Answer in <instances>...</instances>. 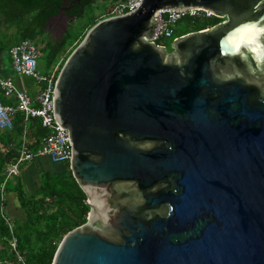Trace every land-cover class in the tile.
I'll return each instance as SVG.
<instances>
[{
	"label": "water",
	"instance_id": "1",
	"mask_svg": "<svg viewBox=\"0 0 264 264\" xmlns=\"http://www.w3.org/2000/svg\"><path fill=\"white\" fill-rule=\"evenodd\" d=\"M190 9L224 21L170 52L151 41L160 12ZM53 107L89 212L51 264H264V0H142L99 21Z\"/></svg>",
	"mask_w": 264,
	"mask_h": 264
},
{
	"label": "trees",
	"instance_id": "2",
	"mask_svg": "<svg viewBox=\"0 0 264 264\" xmlns=\"http://www.w3.org/2000/svg\"><path fill=\"white\" fill-rule=\"evenodd\" d=\"M93 1H87L84 8L92 4ZM107 1L110 2V7L105 13H102L100 18L91 17L89 24L81 25L71 35L66 34L59 43H46L48 69L60 60L63 64L67 56L82 41L86 32L99 21L111 17L114 4L121 0ZM46 7L47 3L44 0H0V12L6 20L18 17L25 21L24 26L18 22L21 31L16 43L26 39L35 41L37 37L40 38L44 35V25L50 16V14L44 16L42 13ZM32 13L35 15L31 16ZM83 13L84 11L80 10L77 17L81 18ZM223 21L215 16L184 18L175 25L173 37L179 38L203 31ZM183 22L187 27L177 28ZM164 42L161 43L164 44ZM10 47L6 48L0 42V52L7 51L8 53ZM69 47L71 49L62 58L61 56ZM1 99L4 104H16L14 100H8L3 96ZM13 123L11 131L0 132V187L5 178V167L16 159L23 131H26L28 142L33 150L39 146L40 140L48 133L41 126L39 119L32 118L25 122L23 115L19 112L15 114ZM14 178H17L16 184L9 191L15 192L24 218L11 221L14 226L11 234L1 213L2 194L0 193V264H51L63 237L86 222L89 208L83 201L85 195L71 177L70 172L69 184L64 182L67 181V178L56 180L53 175L44 172L40 177L39 189L32 195L25 194L19 177L14 176ZM8 184L9 181L6 182L4 193H6ZM50 209L51 211L48 212ZM3 213L7 215L5 211ZM12 236L17 241L15 251L10 247ZM17 254L21 257L22 262L19 261Z\"/></svg>",
	"mask_w": 264,
	"mask_h": 264
},
{
	"label": "built area",
	"instance_id": "3",
	"mask_svg": "<svg viewBox=\"0 0 264 264\" xmlns=\"http://www.w3.org/2000/svg\"><path fill=\"white\" fill-rule=\"evenodd\" d=\"M142 0H121L114 4L111 17L123 16L136 10ZM203 13L202 17H211L212 13L204 10H166L159 13L157 25H155L151 41L165 48L161 42L167 40H175L173 37L175 25L188 17H198ZM159 43V44H158ZM13 72L21 77L33 80L36 84L42 85L33 96H30L27 90L18 87L11 79L0 77V132L11 131L14 123L13 119L17 112L23 115L26 122L29 119H39L41 126L48 133L43 137L36 149L30 147L27 139L26 131H23L19 146L17 149L16 159L13 163L7 164L4 169V181L0 187L1 196V213L4 216L6 225L13 233L14 226L8 219L5 211V185L12 177L17 176L19 168L27 163H31L36 158L46 157L54 164H68L72 156V148L68 132L61 128L54 116L53 107V91L57 75L60 71L62 61L53 64L46 75L38 73L39 49L35 41L26 39L21 40L8 50ZM8 100H14L15 105L4 104L1 97ZM17 241L12 236L10 247L15 251ZM20 262L21 257L17 254Z\"/></svg>",
	"mask_w": 264,
	"mask_h": 264
},
{
	"label": "crops",
	"instance_id": "4",
	"mask_svg": "<svg viewBox=\"0 0 264 264\" xmlns=\"http://www.w3.org/2000/svg\"><path fill=\"white\" fill-rule=\"evenodd\" d=\"M0 23H7V20L5 16L0 12ZM0 25V29L2 30L0 32H5L2 36H0V42L3 46L10 47L13 46L14 43H16L17 39H14V34H20V28L17 27H10L8 25ZM1 37L4 38V40L1 39ZM0 76L11 79L18 87L24 88L28 91L30 96H33L34 90L32 88V85H30L29 82L24 81V79L21 76L16 75L11 67V62L9 55L7 51L0 52ZM45 165H56L52 163L48 158L46 157H39L36 158L31 163L24 164V167L21 169L20 172H18V175L15 177H19L23 186V190L26 189L27 192H29V195L34 194L39 189V181L41 175L44 173V166ZM57 169V166L54 168V170ZM57 172H53L55 174ZM8 194V193H7ZM6 211L8 215L16 214L18 211L22 210L20 207V204L18 202L17 196L15 192H10L6 196ZM23 211V210H22ZM15 219H19L17 216ZM14 219V220H15Z\"/></svg>",
	"mask_w": 264,
	"mask_h": 264
},
{
	"label": "rangeland",
	"instance_id": "5",
	"mask_svg": "<svg viewBox=\"0 0 264 264\" xmlns=\"http://www.w3.org/2000/svg\"><path fill=\"white\" fill-rule=\"evenodd\" d=\"M110 7V2L107 1V0H94L92 4L86 6L84 8V13H83V16L81 18H78L76 19L72 24H71V27L69 29V32H68V35L70 34H73L74 32H76V30L78 28H80L81 25H86V24H89L90 23V18L91 17H97L100 18V16L102 15V13H105ZM27 19V18H26ZM18 22L22 23L23 26L25 25V21L23 20H20L18 19V17H15L14 19L11 18L10 20H7V23H0V25H8L10 27H17L19 28L18 26ZM184 27H187L186 26V23L183 22L181 25H178L177 28H184ZM2 30V28L0 29V31ZM3 34H5V32H0V36H2ZM19 34H14V39H19ZM2 40H4L3 37H1ZM42 38H36L35 39V43H36V46L38 47L39 49V59H38V73L40 75H46L47 72H48V62H47V51H45V46L44 44H42L41 42ZM171 43L172 41L171 40H167L164 42V46H165V49L167 51H171ZM69 49H71L70 47L64 52V54L61 56L62 58L64 56H66L67 52L69 51ZM50 68V67H49ZM1 78H4L2 76H0ZM24 78V77H23ZM24 81H27L30 83V85H32V88L34 90V94L39 90L41 89L42 85H38L36 84L33 80L31 79H24ZM33 94V95H34ZM58 166L59 168L57 170H60L61 172L58 174L57 170H54V168ZM24 167V165H22L20 168H19V172L21 171V169ZM44 172H48L50 173L51 175H53L54 178H56V180H62V178H67V181H64L65 183L69 184V168L67 167V164H56V165H45L44 166ZM53 172H57L55 174H53ZM17 181V178H14L12 177L10 180H9V184L7 185L6 187V193H5V200H6V196L12 192V191H9L13 188V186L16 184L15 182ZM24 192L26 195H29L26 191V189H24ZM8 193V194H7ZM6 206V205H5ZM6 208V207H5ZM51 209L48 211L50 212ZM5 212L7 214V217L10 221L14 220L16 218V216L19 218V219H23L24 218V213L22 210L18 211L16 214H12V215H8L6 209H5ZM14 221H18L17 219H15Z\"/></svg>",
	"mask_w": 264,
	"mask_h": 264
},
{
	"label": "flooded vegetation",
	"instance_id": "6",
	"mask_svg": "<svg viewBox=\"0 0 264 264\" xmlns=\"http://www.w3.org/2000/svg\"><path fill=\"white\" fill-rule=\"evenodd\" d=\"M87 1L89 0H44L47 7L43 9L42 13L44 16L47 14H50V16L44 25V35L41 37L42 44L45 46L47 42L59 43L68 34L71 24L78 19V12L80 10L84 11V4ZM30 15L34 16L35 13ZM202 16L203 13H200L198 17L202 18ZM66 29L67 33L62 36ZM57 172L59 174L61 171L57 170Z\"/></svg>",
	"mask_w": 264,
	"mask_h": 264
}]
</instances>
